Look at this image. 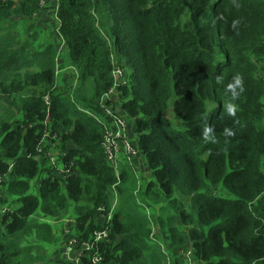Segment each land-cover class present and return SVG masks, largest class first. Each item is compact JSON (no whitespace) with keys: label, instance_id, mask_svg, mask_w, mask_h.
Instances as JSON below:
<instances>
[{"label":"trees","instance_id":"16d2710c","mask_svg":"<svg viewBox=\"0 0 264 264\" xmlns=\"http://www.w3.org/2000/svg\"><path fill=\"white\" fill-rule=\"evenodd\" d=\"M38 10L39 0H0V93L31 96L19 119L0 120V176L7 198L17 196L5 210L0 197V264H38V248L23 245L33 229L37 239L51 238L49 225L29 218L38 209L61 216L75 202L77 237L87 240L106 226L95 219L102 205L107 216L113 189L122 202L132 198L126 168L116 176L100 144L97 118H111L103 113L110 101L101 100L112 87V56L127 73L119 103L153 176L143 194L158 202L157 185L175 211L153 218L168 251H188L190 241L201 264H264V0H58L59 32L77 71L73 87L58 93L54 68L32 70L26 43L12 46L2 30ZM237 74L244 91L233 100L228 85ZM207 126L216 143L204 140ZM38 174V192L28 194ZM146 223L118 207L109 239L97 245L102 263L146 256V264H163L159 246L141 241L150 236ZM89 253L78 264H94Z\"/></svg>","mask_w":264,"mask_h":264},{"label":"crops","instance_id":"0c3cea01","mask_svg":"<svg viewBox=\"0 0 264 264\" xmlns=\"http://www.w3.org/2000/svg\"><path fill=\"white\" fill-rule=\"evenodd\" d=\"M11 1L15 2L16 5H20L22 3V0ZM51 3L52 2L47 3L46 7H41L39 5V10L34 13H23L18 16H14L8 23L5 24L3 29L10 32L11 37L16 39V42L13 44L14 47L17 41V48H19L23 43H26L29 48L28 51L32 53V56L29 57L32 63V70L35 71L48 65L54 68L56 77L55 88L56 93H58L73 87L76 82L77 71L69 63L67 47L59 32L60 23ZM12 22H15V25L10 24ZM30 98L31 96L29 95L18 96L16 94L0 93V120L5 119L12 122L19 119L22 113L20 110L22 105L21 102L28 101ZM121 112L124 111L122 110ZM127 118L129 122L130 136L136 139L137 136L133 126V121L129 116H127ZM1 140L2 136H0V142ZM49 143L52 144L51 141ZM70 147L71 145H67L68 149ZM57 153H59V151H57ZM52 155L55 157L54 154ZM42 158L43 157L41 155L36 156V160H38L40 164L43 163ZM120 167L126 168L133 177V180H131V183L134 185L132 193L137 202L140 203L141 201L138 197L139 193H143L147 185L153 181V176L147 166L146 159L142 154H140L133 162H131V164L129 162H125L124 165L120 164L119 171ZM40 176L41 174H38L30 180L28 194H37L38 190L36 183ZM4 182H7V179L5 176H1L0 197L3 200L7 199ZM16 197L9 196L6 203L3 201L4 207L1 208V210L11 209L15 205L13 200L16 199ZM74 203L75 202L70 201L66 213L61 216L44 215L38 209L32 214V216L29 217L36 220L39 224L49 225L53 232L51 239L39 238L38 240L36 239V230L33 229L32 234L25 237L23 241V245H25L28 241H32V245L38 248L39 251L34 250L32 252L34 255L37 254L38 264H68L70 261L72 262L78 259L79 248L77 247L69 258L62 255L70 239L78 236V231L75 227V221L77 218V213L75 211L76 203ZM113 203H115V208L113 210L114 214L118 209V196L114 191L111 192V197L107 201V207H111ZM163 204L164 201L162 199L157 205L161 207ZM105 218L104 213L97 210L95 222L99 225H103L105 223ZM120 220L123 221L124 216L120 215ZM55 230L58 231V234H56ZM2 232L3 226L0 223V238H3ZM191 244L192 243L190 241L187 244L188 251L179 250L176 253L168 251L167 246L165 251L160 249L159 253L163 259V264H173L174 262L178 264H191L193 261H196V264H201L199 260L194 258L191 250ZM145 259H147L146 256H143L131 264H140L141 261L144 264Z\"/></svg>","mask_w":264,"mask_h":264},{"label":"built area","instance_id":"2783aa9c","mask_svg":"<svg viewBox=\"0 0 264 264\" xmlns=\"http://www.w3.org/2000/svg\"><path fill=\"white\" fill-rule=\"evenodd\" d=\"M50 2H52L51 5L55 10V13H57L58 0H39V5L41 7H46L47 3ZM112 65V87L102 97L101 100V103L103 101H110L108 106H104L103 113L110 116L111 118L108 123L100 120L99 118L97 119L103 126L100 144L105 159L109 163V165L114 168L115 174L116 176H118L120 164H122V162H129L131 164V162H133L141 153L129 134V122L127 118L128 115L125 112H121L122 108L117 95L119 86L122 84H126L128 77L125 73V70L119 65L116 57L114 56H112ZM44 102L46 105H48L49 97H44ZM37 151L41 152L42 149L37 148ZM48 156L50 157L52 166H55L56 160L50 153H48ZM70 168V166L64 165L62 169L58 170L60 173H65L64 177L66 178L71 172ZM114 208L115 203H113L111 207L107 208V216L105 218V222L107 221V224L105 227H103V229L93 231V233L87 240H80L78 237L71 238L68 245L64 249V255L69 258L77 247L79 248V255L78 259L73 261L75 264H78L79 258L82 255H86L90 251L91 253H89V256L91 262L94 264L102 263L104 261L103 256L98 250L97 245L109 239V221L112 218ZM105 209V206L102 205L98 208V211L102 212Z\"/></svg>","mask_w":264,"mask_h":264},{"label":"rangeland","instance_id":"374dc122","mask_svg":"<svg viewBox=\"0 0 264 264\" xmlns=\"http://www.w3.org/2000/svg\"><path fill=\"white\" fill-rule=\"evenodd\" d=\"M3 2L6 0H2ZM12 25H15V22L10 23ZM21 24V23H20ZM22 25V24H21ZM3 34L5 35V40L9 43V44H13L16 42V39L14 37H11L10 32H8L7 30L3 29ZM2 45H0L1 47ZM126 73V71H125ZM127 74V73H126ZM125 162H122L121 165H124ZM122 167H120L121 170ZM125 169V168H124ZM127 170V169H126ZM125 179H128L129 182L131 183V180H133V177L130 175L129 171L127 170V173L125 175ZM132 184V183H131ZM133 185V184H132ZM134 186V185H133ZM214 193L216 192V194L220 193V186H215L213 188ZM131 191V190H130ZM129 192L128 189H126L125 191V195H127V193ZM154 192H158L160 195V198L158 200V202L153 201L152 199L147 198L142 192L139 193V200L141 201L140 203L137 202L136 198L134 197L132 191V198L128 199L126 202H122L118 199V207H121L122 209H124L126 212H129V214H131L132 211L137 213V216L143 220L146 219L148 225H146L150 230V236L148 237V235L146 234H142L141 235V241L144 242L147 245H158L159 246V250L163 249L164 251L166 250V238L163 236L162 232L159 231V229L157 230L156 227L153 224V218L158 215V216H164L166 217L167 214H174L175 211L174 209H172L168 203L166 198L161 194L158 186L156 185L154 187ZM9 199V198H7ZM6 199V200H7ZM163 199L164 204L159 207L157 204L160 203V201ZM1 204V203H0ZM75 204V203H74ZM15 207V205H14ZM163 207V208H162ZM5 210V209H3ZM133 215H135L133 213ZM139 222L140 220L137 219ZM133 224H136L135 222H132ZM146 223V224H147ZM56 231V234H58V231ZM45 234V231L43 232V235ZM53 232L52 230H50V237L52 238ZM43 238V237H40ZM50 238V239H51ZM37 239V238H36ZM39 240V239H38ZM29 242V241H28ZM32 242V241H31ZM31 242H29L30 244H32ZM158 250V252H159ZM60 253V251H59ZM63 256L64 255V251L62 253ZM163 260V259H162ZM147 263V259H145V263ZM104 264V263H102ZM140 264H143V262L141 261ZM191 264H196V261H193Z\"/></svg>","mask_w":264,"mask_h":264},{"label":"clouds","instance_id":"9594fccd","mask_svg":"<svg viewBox=\"0 0 264 264\" xmlns=\"http://www.w3.org/2000/svg\"><path fill=\"white\" fill-rule=\"evenodd\" d=\"M237 88L239 89V92L235 91V89ZM228 90L233 93L232 99L235 100L238 97V95L244 91V77L240 74H237L233 78V82L228 85ZM236 109H237V105H235L234 103L230 102L227 105V110L230 115H235ZM224 134L227 136L235 135V133L228 128L224 129ZM203 138L206 142L216 143V137L214 135V129L212 126H207L204 128Z\"/></svg>","mask_w":264,"mask_h":264}]
</instances>
